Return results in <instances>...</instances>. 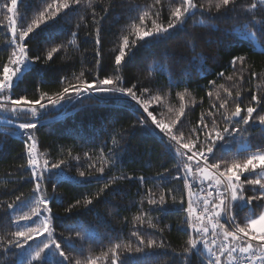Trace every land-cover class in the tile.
I'll list each match as a JSON object with an SVG mask.
<instances>
[{"label":"snow or ice","instance_id":"6c2138e0","mask_svg":"<svg viewBox=\"0 0 264 264\" xmlns=\"http://www.w3.org/2000/svg\"><path fill=\"white\" fill-rule=\"evenodd\" d=\"M82 2L92 9L93 31L86 32L85 35L94 39L96 68L99 69L102 23L113 10L115 0H109L108 5L101 8L100 14L93 7L96 0H51L42 9L35 11L30 20L20 11V5L24 0H0V15L6 21L0 22V29H6L0 48L9 50L6 61L0 66V113L10 114L12 118L22 121L15 125L12 135L23 139L26 163L20 165V169L30 173L25 182L33 184L29 194L21 193L8 202L3 217H0V221L7 220L10 226L16 228L8 234L3 254L12 249H19L20 252L13 253L17 256L16 264H128V261L122 258L125 253L143 254L146 250H151L156 254L155 250L166 248L164 243L146 239L138 229L145 224L149 228H156L157 225L149 214L150 210L155 208L165 211L170 197L173 204L181 205L178 210L185 213L181 221V230L187 234L182 251L173 250L171 264H191L193 253L200 257V264H264V205L259 203L264 202V149L258 147L255 152L249 151L248 138L242 135L247 132L248 127L256 126L257 122L264 128V114L259 113L261 106H264V83L257 85L258 91L251 93L249 104L242 108L239 102L242 97L240 90L233 95L231 88L209 81L213 85V90L208 92L211 109L201 114L197 125L189 129L187 135L182 130L183 118L187 107L195 104L194 99L186 102V97L191 96L187 89L177 93L180 101L177 110L169 103L168 93L160 90L153 93L149 87L138 89L136 83L128 87L123 86L125 81L122 71L134 57L135 51L141 47L160 45L177 33L185 32V25L190 18L196 16L198 9L203 15V4H198L196 0H170L167 23L162 22L164 0H152L151 4L143 8L139 6L135 9L130 8L138 9L137 15L130 18L126 34L118 37V43L113 49L115 54L112 59L111 75L100 78L97 74L94 80H88L85 78V71L81 70L78 75L73 73L72 79L75 83L67 77H61L60 82L64 86L53 95L37 89L38 98L29 99L26 95L13 98L14 89L24 76L35 68L37 62L51 61L54 53L66 47L64 44L56 45L47 50L42 58L41 55L31 54L30 41L62 15L75 11ZM207 2L208 11L214 7L217 13L224 14L229 11L236 12L235 6L238 4V0ZM258 10L264 13V0H252L250 4L241 8L242 14L251 17L247 24L242 25L245 29L243 41H251L254 46L259 47L261 54H264V45L259 44L257 35L264 31V19H257ZM80 20L84 22V16H81ZM197 23L214 28V25H206L204 20ZM85 26L88 27L87 23ZM249 26L252 31H247ZM79 27L77 24V31L71 33L68 45L76 46ZM186 46L191 47L194 52V39L189 40ZM162 55L166 57L167 51ZM196 58L203 62L204 58L200 54L194 57ZM245 60V56L237 55L230 61L233 73L225 79L235 81L234 87H239L243 81ZM149 75H152L151 66ZM218 75L224 77L223 72ZM251 76L258 78L254 72ZM169 87H172L171 77ZM92 93L116 97L118 102L128 104L134 113H139L131 127L139 126L160 136L166 152L177 161L174 165L177 175L171 176L170 171L165 169L157 173V178L160 181H168L169 178L183 181L184 192L179 199L175 194L176 189H167V192H161L158 198L151 190L146 193L141 204L146 199L149 209L141 208L139 214L133 217V228L136 230L131 232V236L138 241L135 247L131 242L117 239L109 241L108 248L99 255L85 257L81 250L80 256L70 258L61 242L53 238L56 216L50 204L56 198L50 197L45 187L46 181L65 178L61 168L66 162L60 160L49 163L46 154L38 150V141L33 131L42 123L38 117L45 114L49 108L54 109L57 106L63 108V101L90 97ZM153 105L160 106L162 111L154 114V111L150 110ZM6 122L12 124L13 120L6 117ZM221 122L224 125L222 128ZM238 135L241 141H238ZM123 140V133L114 134L111 137L112 147L107 148V153L103 148L100 150L97 158L99 163L88 165L89 169H95L99 174L96 176V183L101 182L106 169L110 170L116 165V153ZM233 144H238V147L232 158L226 159L224 154L232 151ZM84 155L88 157V153ZM74 159L79 160L80 157ZM78 176L81 179L74 181L77 184L91 182L93 172L79 171ZM122 179L131 180L133 177L123 175L109 177L103 187L95 193V197L84 196L82 200L78 199L74 204H69L65 212L71 213L80 206L87 209L93 204L94 198L103 195L107 189ZM138 179L141 183L145 182L144 177ZM56 187V183L53 182V192ZM248 191L253 194L248 195ZM185 202L187 206L183 207ZM3 204L4 202L0 201V206ZM24 208L27 210L24 211ZM256 208L260 209L258 214ZM245 209L246 214L239 217V212ZM7 210H11L15 215L9 216ZM41 236L46 238L40 240L33 248L29 242ZM75 237L83 239L79 231L75 232ZM64 239L66 246L75 250L76 244L73 239L71 237ZM25 246L29 249L27 253L24 251Z\"/></svg>","mask_w":264,"mask_h":264},{"label":"trees","instance_id":"16d2710c","mask_svg":"<svg viewBox=\"0 0 264 264\" xmlns=\"http://www.w3.org/2000/svg\"><path fill=\"white\" fill-rule=\"evenodd\" d=\"M49 2L51 0H24L20 5V11L30 20L35 11L42 9ZM169 2L170 0H164L165 7L162 12L164 23H167ZM196 2L204 5L203 15L198 9L196 16L190 18L185 25V32L177 33L160 45L139 48L122 71L125 81L123 86L128 87L136 83L138 89L149 87L153 93L157 90L168 93L169 103L177 110L180 105L177 93L187 89L191 96L186 97V102L194 99L195 104L187 107L183 118L182 130L186 135L189 129L197 125L201 114L211 109L208 92L213 90V85L209 81L231 88L233 95L240 90L242 97L239 102L242 108L249 104L251 93L258 91L257 85L264 83V54H261L251 41H243L245 29L242 25L247 24L251 17L242 14L241 8L250 4L252 0H238L235 6L236 12L229 11L227 14L217 13L214 7L208 11L207 0H196ZM108 3L109 0H96L93 7L100 14L101 8L106 7ZM151 3L152 0H115L113 10L102 23L99 69L96 68L94 39L85 35L86 32L93 31L92 9L82 2L75 11L62 15L34 37L29 47L32 55H41L42 58L47 50L56 45L64 44L66 47L54 53L51 61L37 62L35 68L27 73L14 89L13 98L20 95H26L29 99L38 98L37 89L53 95L64 86L60 82L61 77H67L75 83L72 79L73 73L78 75L81 70L85 71V78L88 80H94L97 74L100 78L111 75L112 59L115 54L113 49L118 43V37L126 34V26L130 18L137 15L138 9L130 10V8L135 9L136 6L143 8ZM81 16H84V22H81ZM257 19H264V13L258 10ZM200 20H204L206 25H214V28L199 25L197 22ZM0 22L6 23L2 15ZM77 24L80 25L77 44L68 45L71 33L77 31ZM252 30L250 26L247 29V31ZM5 31L6 29H0V44L3 43ZM257 35L259 44L264 45V31ZM192 39L195 42L194 52L191 47L186 46ZM164 51L168 53L166 57L162 55ZM8 54L9 50L0 48V66L6 61ZM197 54L203 56V62L199 58L194 59ZM237 55L246 57L245 71L240 86L234 87L235 81H227L225 77L232 75L233 68L230 61ZM150 66L152 75H149ZM239 67L238 64L237 68ZM160 68L163 70H158ZM221 72L224 73V77L218 75ZM253 72L258 78L251 76ZM170 77L172 87H169ZM221 94L223 95V92ZM62 103L63 108L60 106H57V109L49 108L45 114L39 116L38 119L42 123L33 131L38 141V150L46 154L49 163L60 160L66 162L61 168L65 178L61 180L53 178L52 181L45 183L48 195L56 198L50 204L56 216L53 238L61 242L70 258L80 256L81 250L85 257L99 255L108 248L109 241L117 239L131 242L135 247L138 241L131 236V232L136 230L133 228V217L139 214L141 208L149 209L146 199L141 204L146 193L151 190L158 198L161 192L166 193L167 189H176L175 194L179 199L184 192L183 181L171 180V178L168 181H160L157 178V173L165 169L170 171L171 176L177 175L174 168L177 161L166 152L160 136L139 126L131 127L139 113H134L128 104L118 102L116 97L94 93L90 97L65 100ZM150 110H153L154 114L162 111L158 105H153ZM259 113L264 114V106H261ZM6 117L16 123L22 122L12 118L10 114L0 113V121H6ZM223 126L221 122L220 127ZM0 130L13 129L10 126L0 125ZM121 133L124 135V140L116 153L117 163L110 170L106 169L101 182L96 183V176L99 174L95 169H89L88 165L99 163L97 158L100 150L103 148L107 153V148L112 147L111 137ZM242 135L248 138L249 151L255 152L258 147L264 149V128L259 126L258 122L256 126L248 127L247 132ZM237 139L241 141L239 135ZM237 147L238 144H233L232 151L224 154L225 158L231 159ZM23 149L24 145L21 141L0 133V201L4 202L3 206H0V217H3L8 202L21 193L29 194L33 187L32 183L25 182L30 173L20 169V165L26 163ZM84 153H88V157H85ZM77 156L80 157L79 160L74 159ZM79 171L93 172L91 182L75 183V180L81 179L78 176ZM122 175L133 179L119 180L103 195L94 198L93 204L87 209L80 206L71 213L65 212L68 205L74 204L76 200H82L84 196L95 197V193L103 187L109 177ZM139 177H144L145 182L141 183ZM53 182L57 185L55 192L52 189ZM247 194L253 193L248 191ZM259 203L264 205V202ZM186 206L185 202L183 207ZM180 208L181 205L173 204L169 197L165 211L155 208L150 210L149 214L157 227L149 228L145 224L138 229L146 239L164 243L165 249L155 250L156 254L151 250H146L143 254L125 253L122 258L126 259L128 264H171L173 250L181 252L187 240V234L181 230V221L185 213L179 211ZM23 210L26 211L27 208ZM259 210V208L255 209L257 214ZM7 211L9 216L15 215L11 210ZM246 212L247 209L240 211L239 217H243ZM15 230V226H10L7 220L0 221V238H2L0 264H16L17 256L13 255L17 252L16 249L3 254L4 244L9 238L8 234ZM77 231L81 232L83 239L75 237ZM66 237L73 239L76 244L75 250L66 246L64 239ZM191 264H200V257L196 253L191 255Z\"/></svg>","mask_w":264,"mask_h":264},{"label":"built area","instance_id":"2783aa9c","mask_svg":"<svg viewBox=\"0 0 264 264\" xmlns=\"http://www.w3.org/2000/svg\"><path fill=\"white\" fill-rule=\"evenodd\" d=\"M2 121H0V124H4L6 126H10L12 129L15 127L16 122H13L12 124H8L6 121H4V123H1ZM0 133H3V134H7L9 135L11 138H14V139H18L19 141H21L23 143V139L21 137H17V136H14L12 135V130L11 131H8V130H0ZM24 145V143H23Z\"/></svg>","mask_w":264,"mask_h":264},{"label":"rangeland","instance_id":"374dc122","mask_svg":"<svg viewBox=\"0 0 264 264\" xmlns=\"http://www.w3.org/2000/svg\"><path fill=\"white\" fill-rule=\"evenodd\" d=\"M256 49H257L258 51H260L259 47H256ZM92 95H94V93H92ZM54 109H57V107L54 108ZM1 123H4V121H2ZM3 125H4V124H3ZM5 126H6V125H5ZM21 223H23V222H21ZM45 238H46L45 236H41V237L36 238L34 241H30L29 243L32 244V246H33V248H34L36 244H39V243H40V240L45 239ZM16 250H17V253L20 252L19 249H16ZM24 251H25V253H27V252L29 251V249H28L27 246H25V250H24ZM24 258H25V257H21V259H24Z\"/></svg>","mask_w":264,"mask_h":264}]
</instances>
